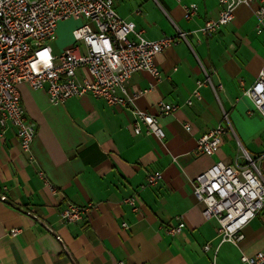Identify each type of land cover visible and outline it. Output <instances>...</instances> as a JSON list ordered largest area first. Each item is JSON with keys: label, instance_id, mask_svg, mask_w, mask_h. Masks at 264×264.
<instances>
[{"label": "crops", "instance_id": "1", "mask_svg": "<svg viewBox=\"0 0 264 264\" xmlns=\"http://www.w3.org/2000/svg\"><path fill=\"white\" fill-rule=\"evenodd\" d=\"M181 5H196L197 16L185 21ZM115 11L151 41L178 32L187 35V41L155 57L162 81L136 102L157 117L165 139L136 136L129 110L109 107L100 99L85 96L51 105L44 91L19 85L26 119L35 124L36 133L25 154L15 128L0 127V196L6 198L0 201V264H243L242 256L264 251V208L244 228L239 247L221 243L216 221L201 214L193 181L214 163L241 162L246 153L256 159L264 182V119L248 114L252 105L243 95L264 62L252 10L239 6L232 22L209 39L199 29L218 17L217 0H117ZM72 45L69 38L50 46L59 55ZM205 74L216 89L204 85L201 100L192 99L196 82ZM152 85L145 72L134 73L129 81L131 91ZM189 99L192 104L187 106ZM160 101L177 106V111L159 117ZM227 124L232 132L215 155L197 152L196 141L203 133ZM156 171L162 180L156 187L145 186L147 174ZM134 195L136 213L122 202ZM68 205L92 207L81 221L69 224L60 221ZM178 216L183 231L167 235L164 230L175 226ZM13 229L19 232L11 235Z\"/></svg>", "mask_w": 264, "mask_h": 264}, {"label": "built area", "instance_id": "2", "mask_svg": "<svg viewBox=\"0 0 264 264\" xmlns=\"http://www.w3.org/2000/svg\"><path fill=\"white\" fill-rule=\"evenodd\" d=\"M116 1L0 0V127L8 124L15 128L23 153H30L36 126L26 119L18 90L22 84L33 91H44L51 105L90 96L102 100L109 107L124 108L131 113L132 129L136 136H153L159 142L165 139L157 117L139 109L136 102L162 81L155 57L175 43L187 41V35L178 32L173 38L148 40L143 30L117 14ZM176 1L179 3V0ZM217 1L218 17L205 21L199 33L207 39L216 36L232 22L235 10L239 6H246L252 10L255 32L261 37L264 49V0ZM254 5L256 8H252ZM181 9L185 21L198 14L196 5H181ZM71 19L82 21L71 32L73 45L54 55L50 45L56 40L58 24ZM136 72L147 73L153 85L147 90L131 91L129 81ZM207 84L216 89L205 74L204 80L196 82L192 99L201 100L199 90ZM243 95L252 105L248 114L257 113L264 119V62L255 81L244 90ZM185 104L190 106L192 100H187ZM157 109L159 117L168 116L177 111V106L160 101ZM225 120L228 122L226 117ZM190 128V125H184L185 131H190ZM230 131L229 125H218L203 133L196 141L197 152L215 155ZM240 157L241 162L214 163L193 181V194L203 206V218L215 220L218 225L216 237L221 243H230L235 247H239L244 240V228L264 208V182L256 159L246 153ZM29 162H33L30 155ZM38 176L52 194L58 193L43 173L39 172ZM161 180L160 172L149 173L145 186L156 187ZM0 201L6 202V198L0 196ZM122 202L132 212H138L135 195ZM91 207L68 205L61 211L60 221L77 223ZM23 212L54 234L35 215ZM174 221L175 226L164 230L169 236L183 231L182 217H175ZM18 232L13 229L10 234ZM56 240L60 241L59 237ZM203 249L207 251L209 245ZM240 261L243 264H264V251L250 258L242 256Z\"/></svg>", "mask_w": 264, "mask_h": 264}, {"label": "rangeland", "instance_id": "3", "mask_svg": "<svg viewBox=\"0 0 264 264\" xmlns=\"http://www.w3.org/2000/svg\"><path fill=\"white\" fill-rule=\"evenodd\" d=\"M81 23L82 21H76L73 19L60 22L58 24L57 31H56V40L52 42L53 46L56 47L58 43L63 44L69 38H72L71 37L72 30L79 27Z\"/></svg>", "mask_w": 264, "mask_h": 264}]
</instances>
